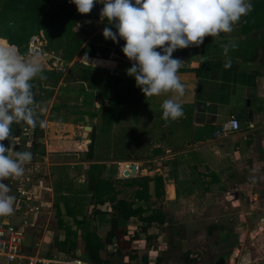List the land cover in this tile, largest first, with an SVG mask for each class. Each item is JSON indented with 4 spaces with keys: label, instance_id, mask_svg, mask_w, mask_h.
Instances as JSON below:
<instances>
[{
    "label": "trees",
    "instance_id": "16d2710c",
    "mask_svg": "<svg viewBox=\"0 0 264 264\" xmlns=\"http://www.w3.org/2000/svg\"><path fill=\"white\" fill-rule=\"evenodd\" d=\"M251 3L253 10L242 17L234 27L238 35L235 41L238 47L230 50L225 56L222 45L216 44V38L206 37L198 50L199 57L208 56L209 59L201 61L199 58V66L210 63L212 57H217L213 60L217 64H225V59L228 57L234 69L239 67L244 68L245 71H247V65L253 64L254 61L264 65V0H251ZM102 7V4L96 3L89 14H80L70 0H0V38L15 45L21 54L28 55L27 40L32 35L41 34L43 49L57 55L58 59L55 66L44 68L46 79L32 81L36 104L40 107L43 102L50 103L47 114L51 120L57 118L56 114L65 112L74 115L79 121H83L84 117L89 118L88 124L78 123L90 126L87 132L89 142L83 154V159L88 162L86 184L83 188L68 190L67 196H56V202H54L56 226L63 228L64 236L61 240L54 237L53 247L62 254L74 256L78 237L81 245L80 258L83 260L93 264H119L122 257L127 256L128 259H132L135 256L131 250L130 240L123 238L126 234L125 225L130 217H136L143 222L139 228L140 232H144L151 223L161 225L165 220V214L159 209V205H155L162 195L163 182L162 176L156 173L150 176L128 178H122L120 175L115 178L107 177L103 174L104 164L97 161L100 159L94 154L98 127L104 128L111 124L115 119L116 107L135 103L136 95L130 92L139 88L135 84V78L119 68L104 72L90 63H77L74 60L76 54H82L94 60L109 59L111 54L117 53L115 50L119 52L118 46L121 45L122 48L123 39L118 38L119 42L114 43L110 39L106 40L102 32L96 30L95 22L100 18ZM78 25L79 28L76 31ZM106 26L112 27L106 20H101L100 29L103 30ZM112 30L116 31L114 27ZM120 56L125 57L119 52L117 57ZM53 59L55 58L49 59L51 64L54 62ZM230 69L229 67L222 70L228 73ZM249 71L251 72L247 74L241 73L239 80L246 84L252 83L259 75V71L252 68ZM233 74L236 75L235 72ZM200 90V88L197 89V96ZM161 121L163 123L162 119ZM15 125H13V135L20 134L19 125L18 127ZM39 129L40 127H36L34 131H31V140L27 148L38 156H42L44 146L42 131ZM7 142V140L3 141L6 144ZM21 143L23 146L26 144ZM125 145H119L120 151ZM161 153L160 148L155 147L149 150L147 156ZM115 156L117 157H113L114 159H136L123 151ZM195 169V164L189 167L190 173L192 174ZM195 181L196 179H190L191 183ZM149 182L152 184V195L148 192ZM59 185L57 181L54 189L61 194L65 190H59ZM125 188L133 189L127 197H118L121 190ZM59 201L63 206V215L72 219L79 234L76 229H71L61 220V214L57 208ZM138 201H142L144 207L133 206ZM105 202L109 203L108 211L100 209ZM88 205H91V210L87 213L85 209ZM92 221L107 224L104 236L100 237L96 233V227L91 226ZM134 236L136 237V234ZM145 237L150 239L151 236ZM113 241V250L106 253V245ZM131 251L133 254L129 253ZM183 256L186 261H193L187 256V252ZM142 259V264H147L146 257ZM155 261L160 260L155 259Z\"/></svg>",
    "mask_w": 264,
    "mask_h": 264
},
{
    "label": "rangeland",
    "instance_id": "374dc122",
    "mask_svg": "<svg viewBox=\"0 0 264 264\" xmlns=\"http://www.w3.org/2000/svg\"><path fill=\"white\" fill-rule=\"evenodd\" d=\"M95 24H96V30L102 32V29H100V24H101L100 18L96 20ZM237 39H238V35L235 33L234 30L231 33H227V34L222 33L219 37H216V44L221 46L227 43L229 40L236 41ZM117 48L119 49L121 55H124L123 52L121 51L122 49L121 45L118 46ZM197 48L198 47H188V48L180 49L179 51L182 55H184V53L186 55L190 54L191 58L192 59L194 58V61L198 62L197 58H199V50ZM115 51L117 53H115L114 55L117 57V54L119 52L117 50ZM114 55L111 54V57L115 59L116 57ZM50 57L55 58L53 59L54 63L56 62V59H58L57 55H54L47 51H45L44 56H40L44 68L52 67L49 60ZM112 58L107 60L97 59L98 61H95L94 58H90L89 61L86 60L84 63L87 64L88 62L90 63V65L97 68L98 70L101 69L102 71L105 72L110 69L112 70L117 66L115 60ZM225 60H228V57H226ZM247 67L257 69L259 71V75H257L254 78L255 81H253V87L248 88L247 86L248 89L247 91L246 85H242V83L237 82L234 88V94H229L230 96L228 99L230 102H228V104L232 108L235 105H238L239 107L243 108L245 105V100L250 99L251 109H256L257 104H260V106L263 108L264 103L262 102L264 100V65H261V63H259L258 61H254L253 64H249L247 65ZM223 68H225V66H223ZM131 91H133V89H131ZM185 92H188L187 87H185ZM130 93L133 94L135 93L136 95L135 103L128 106L120 105L119 107H116L119 110L115 108L117 112H115V119L112 120L111 124L104 128L98 127L96 131L94 154L100 159L97 161L101 162L102 164L104 163L108 164L109 167L106 173L109 172V175H112L114 172H116L115 176H119L120 175L119 169L116 166V164H114V162H116L117 160H111L114 159L113 157H117L115 156L116 154H120L123 151L124 153L127 154H132L135 152L142 156H147L149 152V148L152 147L151 144H153V142H151V139L158 138V141H156L153 145L158 144V147L162 152L161 153L162 156L160 157L156 156L151 159H148L147 156V159L145 161H142L141 163L142 165L139 164L140 165L139 167H144L146 171L144 170L140 173H144L145 175L148 174L151 175L153 173L156 174L161 173L165 177V181L171 178L177 190L181 191L183 194L191 193L194 191H200L199 194L201 195L200 196L198 195L196 197L197 200L195 201L194 199H192L190 200V202H193L192 203L193 205L195 202L199 206L200 205L202 207L206 206L207 207L206 214L208 216V220H206V222H212V224H216L214 223V220L219 219V214L222 212V210L225 212L228 211V205L224 204L225 201L227 203L231 201L232 195L233 197L234 196L237 197L238 191H236L237 190L236 188H233V185L231 184V180L229 179L226 183L222 182L224 186V190H219V187L216 189L211 187L210 189L209 183L200 182L201 180H199V177H195L190 174L186 175V173L188 172V168L185 166L184 162H182L183 160L179 159L181 156L177 155L178 157H175V159H173V161L170 162L168 158L171 155H173L172 151L167 150L163 153V151L165 150L164 149L165 145L169 146V148L170 147L177 148L179 146H182L185 143V141L188 140L189 138L192 137V139H195L196 137H198L197 134H195V136L190 135L191 121L193 120V116H191L193 105L187 102L186 103L184 102V104L179 102L182 105L184 115L181 118L174 121L164 120L162 118L161 104L163 100L169 98V96H171L172 93L165 94L162 96L148 97L142 93L140 88ZM255 93L257 94L256 96L254 95ZM186 95L187 93L184 94L183 97L185 96L188 98V95L187 96ZM45 104L46 103L43 102L41 105L43 106ZM47 104L49 106L50 103L48 102ZM47 110L48 108L42 110V112L39 115L38 114L37 115L40 116L39 120L43 121V123L49 121V123L52 122V126H54L51 128V133L52 136L54 137L56 136L55 137L56 140H53L55 139L53 137L44 138L47 142L46 150H48L47 151L49 157L48 162L50 163L51 159L58 161H65V162L67 161V165L59 164L56 165V167L49 166L48 175L50 170L54 182L56 181V178L59 177L61 179V184H62L61 187L65 190V193H67V194L65 193L59 194V192H57V197L67 196L69 194V192L67 191L73 188L72 187L73 184L72 181L66 180V177L68 175H66L67 173L65 172H68V174L71 176L72 179L76 178L80 180L84 178V176H82L83 173L85 174L87 172L88 162L83 159V154L87 148L86 147L87 143L89 142V139L87 137L88 134H86L88 131L84 130V126H82L83 130H81V128L78 127L79 125L78 123L83 122L88 124L89 118L84 117L83 121H79L78 119H75L76 117L74 115L65 112L64 114L63 113L56 114L57 118L55 120H51L48 117ZM261 113H263V110H261ZM140 115H142L143 118H141ZM161 119L163 120V123H161L162 122ZM222 119L223 118H219L218 120H222ZM135 120H137V122H135ZM129 122L130 124H128ZM60 123L71 124V125H66L64 128H62V124ZM135 123L137 124L140 123V125L138 127H135L136 126ZM252 123L258 124V121L253 119ZM18 125L19 124H16L15 126L18 127ZM41 128H43V126L42 127L40 126L39 130H41ZM195 130H197L196 133L204 131L205 133L202 135L204 137L209 136L208 125L205 126L203 125L202 127H198V128L196 127ZM41 134L43 136L42 132ZM120 137L122 138V141L120 140ZM137 138L139 141L136 143L135 140H137ZM51 139L53 141H51ZM124 143H126V145ZM135 143L137 145H135ZM69 144H73V145L71 147H67ZM120 144L125 145L122 148V151H120L121 148H119ZM56 148L58 149L56 150ZM135 148L139 150L136 151ZM51 149L52 151H49ZM173 152L175 153V151ZM85 162H87V167L86 165H83L85 164ZM130 162L134 163L132 161ZM228 163L229 162L226 160H221L219 162L220 165L228 164ZM200 169L203 170V168H199V170ZM136 175H139V173L137 172ZM109 177L114 178L113 176H109ZM120 177L123 176L120 175ZM238 178L245 181L247 180L249 183L253 181L255 183L262 182L264 184V170H259L257 167L249 166L247 170L244 171V173H241L239 175ZM190 179H196V182L190 183ZM207 187H209V189L213 193L209 195L210 196L209 199L205 200L202 198V196L204 195L202 191L206 190ZM217 192L220 193L217 194ZM221 193L224 195V199L221 198L220 195ZM262 193L264 192L262 191L261 195ZM254 196L255 198L251 194L252 198L248 197L247 199L246 197L244 198L243 196L242 202H239L238 211L240 210L246 211V208L250 210L253 208L254 204H256V207H258L256 209L257 213L254 216L251 215L250 217L251 219H249L250 226H248L247 228L245 222L241 227H239L237 230L233 231L232 233L229 231L227 233H220L219 235L215 231L211 232L210 234H208L205 231H202L204 230V225H201L196 230H193V232L190 231L191 232L190 239L188 238L187 240L178 241L177 240L178 236H175L173 230L170 231L166 226H161L156 228L154 226H151L150 224L149 226L146 227L144 231V236L145 235H149V237L151 236L149 241L145 242V244H147L148 242L152 243L154 245V248H157V255L160 254L164 260L166 258H172L174 260H180L184 262L181 258V254L184 248H188L192 251L191 255L193 259V262H190L188 264H207L216 254L220 252H224L226 255H228L232 251V249L235 248L237 249V255L233 258L231 262L232 264H264V199L263 196L259 198V192H255ZM182 205L188 207L189 202H185ZM175 209H177V206L173 208V210ZM233 214L235 215L236 213ZM174 216L176 218L178 217V215L175 214ZM214 216L216 217L214 218ZM244 217H246V215ZM43 218H45V215L44 214L40 215L38 221L36 220L35 225L27 230L32 232L34 240L36 241L39 238L41 239L43 234V231L39 230L41 229L42 226L41 224L44 221ZM55 218L56 217L53 215L51 219L52 221L49 220L47 222L48 224L47 228L52 230L55 229L56 227ZM260 218H263V221H261ZM249 227L251 229H249ZM35 230H39V231H35ZM137 232L139 234L137 238L138 240L141 239V241L135 242L136 248H134V250L133 249L131 250H133L134 253L137 252L136 253L137 255H141V254L150 255L151 251H146L145 244L144 242H142L144 238L142 237V233L140 232V230H137ZM227 237L231 240L232 244L231 242L230 244L233 246L227 247L229 246V244L226 246H221L219 244L220 242H223L224 239ZM170 242L173 244L172 248H170V246L168 245L170 244ZM22 244H31V236L29 233H25L22 236ZM139 247L142 249H138ZM31 248H34L33 244H31ZM150 262H153V260H150ZM2 263H3V259L0 257V264ZM130 264H140V263L137 262L136 260V261H132Z\"/></svg>",
    "mask_w": 264,
    "mask_h": 264
},
{
    "label": "crops",
    "instance_id": "0c3cea01",
    "mask_svg": "<svg viewBox=\"0 0 264 264\" xmlns=\"http://www.w3.org/2000/svg\"><path fill=\"white\" fill-rule=\"evenodd\" d=\"M179 50L180 49H177L176 51L173 52V57L183 60L182 63L184 64H182V67L178 70V75L180 76L182 83H184L185 87H187L188 89V92H185V94L187 93L188 98L185 96L184 97L182 96L183 98L180 97L179 102L183 104L184 102L185 103L187 102L193 105V110L191 112V116H193V120L191 121L190 135L195 136V134H197L198 137L196 138L194 137L195 139H192V137L189 138L188 140L185 141V143L182 146H179L177 148H172V147L169 148V146L165 145V148H164L165 150L163 151V153L167 150L172 151L173 155H171L168 158L170 162L173 161V159H175L177 155L181 156L179 159L183 160L182 162H184L185 166L188 168V172L186 173V175L190 174L195 177H199V180H201L200 182L209 183L210 189L211 187L215 189L219 187V190H224V186L222 182L226 183L230 179L231 184L233 185V188H236L237 189L236 191L238 192H237V197L235 196L233 197L232 195L231 201H229L228 203L225 201L224 204L228 205V211L225 212L222 210V212L219 214L220 221L219 219H215L214 223L216 224H212V222H206V220H208V216L206 214L207 207L206 206L202 207L201 205L199 206L195 202L193 205L192 204L193 202H190V200L192 199H194L195 201L197 200L196 197L198 195L199 196L201 195L199 194L200 191H194L191 193L183 194L181 191L177 190L171 178L165 181V177L160 173V175L162 176V182H163L162 195L159 197L158 202H156L155 205H159V209L165 214V220L163 221L161 225H158L156 223H151V226H154L156 228L161 227V226H166L170 231L171 230L174 231L175 236H178L177 238L178 241L187 240L188 238L190 239L191 232H193V230H196L201 225H204V230L202 231H205L208 234L215 231L219 235L220 233H227L229 231L232 233L233 231L241 227L245 222H246L245 224L247 228L248 226H250L249 219H251L250 218L251 215L254 216L257 213L256 209L258 207H256V204H254L253 208L250 210L246 208V211L245 210L238 211L239 202H242L243 196L244 198L246 197L247 199L248 197H251V194H252V196L255 198L254 196L255 192H259V198L263 196V199H264V193H262L261 195V192L262 191L264 192V184L262 182L255 183L252 181L251 183H249L247 180L245 181V180L238 178L239 175L241 173H244V171L247 170L249 166H254V167H257L259 170H264V106L262 108L260 104H257L256 109H251L250 101H249V105L246 106L245 104L243 108L239 107L238 105H235L232 108L228 104V102H230L228 99L230 96L229 94H234V88L237 82L242 83V85H246V89H247V86L248 88L253 87V82L250 84L249 83L246 84V82L239 80V77L241 76L240 74L242 73L243 75V74L250 73L251 71L249 70L251 68L250 69L247 68V71H245L244 68L240 69L239 67H237V69H234L233 65H231L230 67L231 71L230 72L228 71L227 73L222 70L224 66L223 64H217L215 63V61H213L217 57H212L210 63L199 66V63L195 62L194 58L192 59L190 54L186 55L184 53V55H182ZM199 58L197 59V61L199 60ZM208 59L209 57L207 56V60ZM102 60H105V59H102ZM114 60L117 65L116 68H119L120 70L124 72H126L127 68L131 67V64H132V62L129 61L127 58L121 57V56L116 57ZM95 61H98V60H95ZM252 70L254 69L252 68ZM234 72L236 75L233 74ZM199 88L201 90L199 91V95L197 96L196 92H197V89ZM254 95L256 96L257 94L255 93ZM171 96L173 97L174 94L172 93ZM171 96H169V98H171ZM262 103H264V100ZM128 105H131V104H125L124 106H128ZM47 106L48 104H45L43 106L41 105L40 110L42 111V110L47 109L48 108ZM242 110L244 111L249 110L251 112L250 120H246V119L239 120V127L235 131H225V132H220L218 134L214 133L215 130H218L220 128L222 123L227 119L229 115H232L233 113L239 112ZM261 110H263V113H261ZM41 111H39L37 114L39 115ZM39 117L40 116H38V118ZM140 117L143 118L142 115H140ZM219 118H223V119L218 120ZM253 119L258 121V124L252 123ZM135 122H137V120H135ZM22 124L23 123L19 124V128H21ZM60 124H62V128H64L66 125H71V124H65V123H60ZM128 124H130V122ZM135 124H136L135 127H138L140 125V123L139 124L135 123ZM79 125L78 127L80 128L81 126H83V125L81 126ZM203 125L209 126V130H208L209 136L208 137L202 136L205 133L204 131L196 133L197 130H195V128L202 127ZM37 127H40L39 123ZM52 127H54L52 126V122L49 123V121H47L43 123V128H41L43 137H48V138L56 137V136L55 137L52 136V133H51ZM47 128H48V131H47ZM43 129L45 132L43 131ZM13 139L16 141V144L23 146V144L18 138H15L14 136ZM53 140H56V138ZM53 140L51 139V141ZM120 140L122 141L121 137H120ZM44 141L46 142V140ZM138 141L139 140L137 138L135 142L137 143ZM156 141H158V138L151 139V142H153V144ZM8 143L9 142H7L6 146L8 145ZM136 143L135 145H137ZM153 144H151L152 147H150L149 150L152 148L158 147V144L156 145H153ZM72 145L73 144H69L67 147H71ZM57 149L58 148H56V150ZM135 150L138 151L139 149L135 148ZM49 151H52V149ZM173 151H175V153ZM131 156H134L136 159H130L126 161L134 162L132 164L135 165V170L132 175H128L124 178H128L131 176H145L144 173H140L145 170L144 167H139V166L142 165L141 164L142 161H145L147 159V156H142L135 152L132 153ZM156 156L160 157L162 156V154H156L154 156L148 157V159H151ZM111 160L120 161L122 159H111ZM221 160H226L229 163L220 165L219 162ZM147 161H150V160H147ZM80 163H83V162H80ZM59 164L67 165V161L65 162V161H58V160L51 159L49 165L47 166V172H48L49 166L56 167V165H59ZM194 164L196 165V169L192 171V174H191L189 172L190 171L189 167H192ZM83 165H86L87 167V162H85V164ZM108 167H109L108 164L104 163L103 174L107 177L109 176H113L114 178L117 177L115 176L116 172H114L112 175H109V172L106 173L108 170ZM199 168H203V170L201 169L199 170ZM137 172L139 173V175H136ZM65 173H67L66 175H68L67 177L65 176L66 180L72 181L73 188L85 187L86 173L85 174L83 173L82 176H84V178L81 180L76 179V178H75L76 180L72 179L71 176L68 174V172H65ZM148 176L150 175L148 174ZM57 181L60 183V185L58 186L59 190H63V188L61 187L62 185L61 179L57 177L56 181L54 182L52 179V173L49 170V175L47 174V182H48L47 185H48L49 191L42 192L40 196V202L42 203V208L39 214L45 215V218H43L44 221L41 224L42 225L41 229H39L43 231L42 237L41 239L39 238L36 241L34 240L32 232L31 231L27 232L31 236V244L36 243V246H35L36 248L35 247L31 248V244H22L23 245L22 251L24 252L25 255L37 254L42 260H45V262H38L36 264H50V263H47L46 261L48 258H50L52 255L58 258L61 256V253H62V252L57 251L53 247L52 241L54 237H56L57 240H61L63 238L64 236L63 228H59L58 226H56L54 230L47 228L48 226L47 222L49 220L52 221L51 219L53 215L56 217L55 215L56 207H55L54 202H56L55 200L57 198L56 196H57L58 191H55L54 188H55V183ZM132 189L133 188H125L121 190L118 197H121V196L127 197L130 194V190ZM210 189L209 187H207L206 190L202 191L204 193V195L202 196L203 199L207 200L210 198L209 195L213 193L211 192ZM148 192L151 195L153 193L151 182L148 183ZM63 193L65 192H62L61 194ZM219 193L220 192H217V194ZM220 195H221V198L224 199V195L222 193ZM151 198L153 199V197ZM185 202H189L188 207H185L184 205H182ZM137 205L144 207V203L142 201H138L133 204V206H137ZM175 206H177V209L173 210ZM109 207H110L109 203L105 202L100 206V209L108 211L110 210ZM57 208H58V212L61 214V220L65 222L66 224H68L71 229H76L77 233L79 234V230L76 228V226L72 222V219L63 215V206L60 201L57 202ZM90 210H91V205H88L85 211H87L88 213ZM233 213H236V214L234 215ZM39 214L36 219L37 221L40 217ZM174 214L178 215V217L176 218ZM245 215L246 217H244ZM215 217L216 216H214V218ZM76 218H79V217L76 216ZM260 219L261 221H263V218H260ZM93 225L96 227V233L100 237L104 236L105 231L107 230V224L105 222L100 223V222L92 221L91 226ZM141 225H143V222H140L136 217H130L125 225L126 234L124 235L123 238L130 240V244L133 250L134 248H136L135 242L141 241V239L138 240L137 238L139 235L137 230H140L139 228ZM249 229L251 228L249 227ZM39 230H35V231H39ZM134 233L136 234V237L134 236ZM141 233H142V237H144L142 242H144L145 244V242L149 241V239H146L145 236H149V235L144 236V232H141ZM157 235H156V238H157ZM228 237L225 238L224 241L220 242L219 244L221 246H226L229 244V246L227 247L233 246L231 245L232 242ZM77 242H78L77 249L74 252V256H70V255L68 256L74 257V258H80L81 245H80L78 237H77ZM113 244H114V241L113 243L106 245V253L111 252L113 250V247H112ZM168 245L170 246V248L173 247V244L171 242ZM138 249H142V248L139 247ZM50 250H53V251H50ZM145 250L151 251V254L150 255H146V254L137 255L136 254L137 252H136L135 256L132 259H128L127 256L122 257L119 264H130L132 261H136V260L137 262L142 264L143 263L142 257L144 256L146 257L147 264H159L162 261H164V259L161 257L160 254H159L160 256L157 255V248H154V245L152 243L148 242L147 244H145ZM185 252H187V256L189 258H192V255H191L192 251L188 248H184L181 254V258L184 261L183 263L188 264L190 262H193V261L188 262L185 260L183 256ZM101 253L104 254V252H101ZM129 253L133 254L132 251ZM155 259H159L160 261L156 262ZM150 260H153V262H150ZM15 264H26V260L21 259Z\"/></svg>",
    "mask_w": 264,
    "mask_h": 264
},
{
    "label": "clouds",
    "instance_id": "9594fccd",
    "mask_svg": "<svg viewBox=\"0 0 264 264\" xmlns=\"http://www.w3.org/2000/svg\"><path fill=\"white\" fill-rule=\"evenodd\" d=\"M78 13L89 14L96 3L103 5L100 18L112 27H104L106 40L118 43L132 62L126 73L145 96H162V118L177 120L184 115L179 98L185 94L178 70L182 59L174 58L177 49L199 47L206 37L216 38L234 31L241 18L252 10L251 0H70ZM115 28L114 32L112 28ZM76 28V31L78 30ZM119 38V39H118ZM227 56L238 45L229 40L222 45ZM95 66V65H94ZM231 67V60L225 62ZM46 79L40 54L23 55L17 47L0 38V216L15 211V196L3 183L8 178L24 175L25 165L32 160L30 151H16L13 125L25 124L34 131L39 123L32 81ZM9 143L6 146L3 141Z\"/></svg>",
    "mask_w": 264,
    "mask_h": 264
},
{
    "label": "built area",
    "instance_id": "2783aa9c",
    "mask_svg": "<svg viewBox=\"0 0 264 264\" xmlns=\"http://www.w3.org/2000/svg\"><path fill=\"white\" fill-rule=\"evenodd\" d=\"M26 52L27 54L36 52L40 56L45 55L41 34L39 36L32 35L29 37L26 42ZM89 59L82 54H76L74 56V60L78 63L85 64L84 62L86 60L89 61ZM51 65L55 66L56 62H53ZM39 111H41L40 107L36 104V112ZM238 127L239 120L229 115L214 133L235 131ZM26 128L27 126L22 124L20 134L14 135L15 138L26 143L24 146L16 144L14 149L16 151H30L27 148V144L31 140V131L26 132ZM81 130H83L82 126ZM44 138L42 136L44 154L38 156L36 153L30 151L32 153V160L24 166V175L20 178H8L3 181L11 189L9 194L15 196V211L12 215L0 216V257L3 259L2 264H15L21 259H25L26 264L45 262L37 254L25 255L22 251V236L28 232V229L35 225L36 218L42 208V203L40 202L41 193L49 191L46 176L48 174L47 166L49 165V157L48 150H46L47 142L44 141ZM130 163V161L126 160L115 162L121 176H127L122 175V171H128ZM33 245L35 247L36 243ZM46 261L50 264H92L80 258L70 257L62 253L60 257L56 258L52 255Z\"/></svg>",
    "mask_w": 264,
    "mask_h": 264
},
{
    "label": "water",
    "instance_id": "95a60500",
    "mask_svg": "<svg viewBox=\"0 0 264 264\" xmlns=\"http://www.w3.org/2000/svg\"><path fill=\"white\" fill-rule=\"evenodd\" d=\"M204 60H207V56L201 57V61H204ZM245 104L246 106L249 105V99L245 100ZM232 116L234 118H237L238 120H245V119L250 120L251 112L249 110H246V111L242 110V111L233 113ZM84 130L89 131L90 126H84ZM15 135H17V133ZM134 170H135V165L131 163L129 165V170L122 171V175H132ZM236 255H237V249L235 248H233L232 251L228 255H226L224 252H220L216 254L211 259V261H209L207 264H232L231 262ZM159 264H184V263L178 260H174L172 258H166L164 261H162Z\"/></svg>",
    "mask_w": 264,
    "mask_h": 264
}]
</instances>
